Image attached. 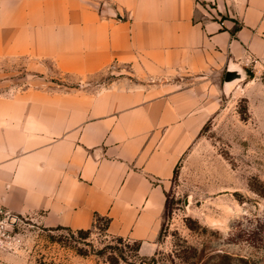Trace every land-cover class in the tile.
<instances>
[{
    "label": "crops",
    "instance_id": "0c3cea01",
    "mask_svg": "<svg viewBox=\"0 0 264 264\" xmlns=\"http://www.w3.org/2000/svg\"><path fill=\"white\" fill-rule=\"evenodd\" d=\"M10 61L29 74L0 92V205L46 229L99 216L148 258L226 72L264 103V0H0Z\"/></svg>",
    "mask_w": 264,
    "mask_h": 264
},
{
    "label": "rangeland",
    "instance_id": "374dc122",
    "mask_svg": "<svg viewBox=\"0 0 264 264\" xmlns=\"http://www.w3.org/2000/svg\"><path fill=\"white\" fill-rule=\"evenodd\" d=\"M26 65L0 63V92L21 87L5 81L25 78ZM47 75L54 90L75 88L52 69ZM219 89L213 116L175 171L152 257L103 233L105 221L83 239L77 231L46 229L32 218L17 217L18 245L0 264H110L107 258L114 253L124 259L119 264H264V103L249 102L243 82L225 91L223 77Z\"/></svg>",
    "mask_w": 264,
    "mask_h": 264
},
{
    "label": "built area",
    "instance_id": "2783aa9c",
    "mask_svg": "<svg viewBox=\"0 0 264 264\" xmlns=\"http://www.w3.org/2000/svg\"><path fill=\"white\" fill-rule=\"evenodd\" d=\"M17 217L8 213L0 205V260L3 255L14 251L18 245L15 233Z\"/></svg>",
    "mask_w": 264,
    "mask_h": 264
},
{
    "label": "trees",
    "instance_id": "16d2710c",
    "mask_svg": "<svg viewBox=\"0 0 264 264\" xmlns=\"http://www.w3.org/2000/svg\"><path fill=\"white\" fill-rule=\"evenodd\" d=\"M99 221H105V222L107 223V226H106V228H105V231L103 232V233H105V232L107 233V231H108L109 221L106 220V219H103V218H101V217H99V216H96V217H95V221H94L93 228L95 227V225H96L97 222H99ZM93 228H92V229H93ZM92 229H91V230H92ZM65 230L68 231L69 233H72V231L69 230V229H65ZM91 230H88V231H77V234H78L80 237H82L83 239H87V238L92 234ZM113 239L116 240L118 243H122V242L124 241V240L121 239V238H114V237H113ZM133 244H134V251H136L137 253H139V251H140V244H138V243H133ZM86 254H87V253H84V255H86ZM104 254H105V253L100 252V253H98V256H104ZM86 256H87V255H86ZM120 259L124 260L123 257H122V255H117L116 253H114V254L110 255V256L107 258V261H108L110 264H119Z\"/></svg>",
    "mask_w": 264,
    "mask_h": 264
},
{
    "label": "water",
    "instance_id": "95a60500",
    "mask_svg": "<svg viewBox=\"0 0 264 264\" xmlns=\"http://www.w3.org/2000/svg\"><path fill=\"white\" fill-rule=\"evenodd\" d=\"M245 80V76L240 71H227L224 76V90L229 91V86L234 84L235 82H243ZM188 202H186V206H188Z\"/></svg>",
    "mask_w": 264,
    "mask_h": 264
}]
</instances>
